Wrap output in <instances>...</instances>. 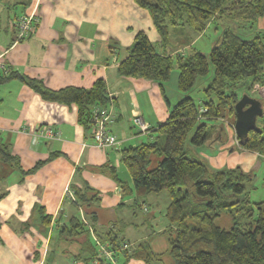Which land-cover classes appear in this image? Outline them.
Returning a JSON list of instances; mask_svg holds the SVG:
<instances>
[{"label": "trees", "instance_id": "16d2710c", "mask_svg": "<svg viewBox=\"0 0 264 264\" xmlns=\"http://www.w3.org/2000/svg\"><path fill=\"white\" fill-rule=\"evenodd\" d=\"M136 2L149 11L162 51L155 49L144 31H138L127 55L117 64V74L158 82L163 91V82L176 67V87L182 95L168 107L166 119L148 129L151 139L120 150V161L129 173L131 186L118 177L114 167L103 165L98 170L120 186L123 197L132 195L129 204H122H128L134 211L141 209L149 194L167 193L169 202L164 215L168 225L164 232L168 246L162 252H154L148 238L131 241L123 235L127 223L119 220L100 230L97 215L100 192L86 182L70 184L74 194L72 204L77 212L81 209L83 217L72 214L63 224L57 223L58 237L78 242L80 252L76 258L86 264L93 260L98 264H113L103 257L99 246L109 250L119 264L154 261L162 264H264V200L249 199V190L254 188L256 178L254 170L213 168L185 147L187 142L201 145L224 134L222 120L234 115L233 106L239 99L237 88L242 82L249 80L247 90L251 92L264 90V30L242 38L225 29L207 55L192 48L189 54L178 51L171 54L167 50L172 27L190 28L199 34L221 15L252 22L264 15V0ZM210 66L212 78L203 88L204 98L197 103L189 92L198 77L208 74ZM11 79H19L45 100L74 103L78 119L86 127L91 124L93 107H104L109 101L103 78H97L89 88L65 86L52 90L42 80L17 70L0 73V83ZM258 100L263 109V114L256 118L260 132L249 131L246 143H237L235 147L257 152L259 159L264 160V97ZM59 154V151L51 152L48 159L36 162L24 172H33ZM151 154L162 158L154 168L148 169ZM0 160L8 163L15 160L1 141ZM14 164L20 169L16 161ZM144 211H147L145 205ZM147 217L149 221L148 218L143 221L146 227L151 226V215ZM225 217L229 219L227 224ZM42 218L47 219V225L48 216Z\"/></svg>", "mask_w": 264, "mask_h": 264}, {"label": "crops", "instance_id": "0c3cea01", "mask_svg": "<svg viewBox=\"0 0 264 264\" xmlns=\"http://www.w3.org/2000/svg\"><path fill=\"white\" fill-rule=\"evenodd\" d=\"M34 10L35 31L17 39L16 18ZM138 31H144L152 43L159 42L149 11L136 0H0V73L17 70L42 80L52 90L89 88L97 78H103L109 96L105 107L112 119L108 129L119 141L114 147L99 148L92 139L91 125L86 127L79 121L74 103L45 100L19 79L0 83V141L15 158L10 163L0 160V264H36L40 258L43 264H86L76 258L80 244L59 239L56 226L72 214L83 217L81 209L77 212L73 206V199L65 197L72 183L86 182L100 192V230L118 220L127 223L123 232L146 226L143 221L148 217L136 219V211L128 205L132 196L123 197L120 186L98 170L103 165L114 167L120 178L124 171L120 150L152 138L148 132L138 131L132 118L139 115L149 128L156 127L166 119L168 107L175 101L165 85L162 91L158 82L117 74V64L127 55ZM188 45L176 49L167 46V50L174 54L181 48L185 51ZM46 127L55 129L58 136L39 137L37 131ZM223 133L214 138L217 158L211 157V165L218 168L226 163L236 165L228 157L238 149L234 130L224 123ZM55 151L61 154L33 172H24ZM242 152L239 161L245 170L258 173L264 160L255 152ZM158 160L154 157V162ZM120 179L130 182V178ZM129 209L132 221L122 218ZM45 215L47 225V219L42 218ZM165 228L164 236L145 237L154 252L168 246ZM89 264L98 263L94 260Z\"/></svg>", "mask_w": 264, "mask_h": 264}, {"label": "rangeland", "instance_id": "374dc122", "mask_svg": "<svg viewBox=\"0 0 264 264\" xmlns=\"http://www.w3.org/2000/svg\"><path fill=\"white\" fill-rule=\"evenodd\" d=\"M12 1V0H11ZM20 6V5H19ZM18 6V11L20 10ZM225 29H229L233 32H235L237 35H239L242 38H250L252 37L254 34L264 30V15H262L261 17H258L256 20L252 21V22H244L241 20H236V19H232L228 16L225 15H221L219 17H217L216 19H214L213 21H210L206 28L204 29V31L202 33H194L190 28H184V27H180V28H171L170 30V41L168 43V48L172 49V48H177L179 45H183L185 43H189L188 46L185 47V51L183 48H181L180 50H178L179 53H184L186 52V54L191 53L192 49H196L201 51L202 53H204L205 55H207L211 49V47L213 46V44H215L221 35V32ZM153 46L155 47L156 50H161L162 46L158 43H153ZM192 48V49H191ZM212 66L209 67V72L206 76H200L196 79L191 91L189 92V95L194 99L195 102H199V100H202L204 98V92H203V88L206 87V85L210 82L211 78H212ZM178 70L177 69H173L171 71V74L169 76V78L163 82V85L166 86L167 89V93L170 95V98L174 99L175 101L173 102V104H175V102H177V100H179L178 95H182V93L178 90V88L176 87V76H177ZM249 83V80H246L244 82H242V84L237 88V93L239 96V99L246 93L248 96L253 97V98H263L264 97V90L263 89H258L257 91H249L247 90V85ZM260 87V86H258ZM143 105H145V103H143ZM230 116V115H229ZM226 116L222 122L223 124H227V126L229 128H233V123H234V115H231L230 117ZM259 119V118H258ZM258 124H260L259 120H257ZM137 127V126H135ZM138 128V127H137ZM136 130V128L134 129V131ZM148 131V130H147ZM147 131H142V133H145ZM237 138V137H236ZM146 138L144 139L145 142ZM238 140V139H237ZM236 144L238 143V141H235ZM212 146V147H211ZM216 143L215 140L213 138L212 140H208L205 143L201 144V145H192L189 144L188 142L186 143V149H188L189 151H191L193 154L197 155L201 160H203L204 163H206L208 166L211 165V157L217 158V154L215 152L216 149ZM243 150L241 149H235L232 150L231 153H229V158L231 159V161L236 162L235 166H228V163H226L224 165V167L221 168H233V167H239L241 168L243 171H246L245 168L246 166L244 164L241 163L240 158L243 156ZM206 152V153H205ZM256 154H258L257 152H255ZM153 157V158H152ZM154 157H159V160H161L162 156H159L157 154H151L150 156V161L148 163L147 168L148 169H152L155 167V165L157 164L156 161L154 162ZM225 158V156H224ZM217 161V159H216ZM210 167H217L215 165H211ZM262 168L260 169V171L258 173H256V178L253 181V185L254 188H252L251 190H249V199L253 202H257L260 200H264V161L262 163ZM124 171L119 173L120 178H130L129 173L127 171V169L125 168V166H123ZM130 182V186L131 184V178L129 179ZM156 195V196H154ZM132 196L131 194L126 195L125 197H130ZM169 202V198L168 195L165 191H162L160 194H149L144 202H142V205L144 204L145 207H147V211L148 213H144L147 211H142L141 209L136 210V214H137V218H143V216H147L151 215L150 217V225L148 227H133V228H129L128 230H126L125 232H123V235L126 236L127 238L131 239V238H145L146 236H149L150 234H155L157 237L159 236H164L162 235L163 232V228L165 226L168 225V220L165 217L164 213H165V208L167 206ZM144 208V206H143ZM123 212V216L122 218L126 219L128 218L129 221H132L133 218L130 215L131 211L129 209V213H125ZM229 222L228 217L224 218V223L227 224ZM148 234V235H147ZM100 247V252L103 255V257L107 260H109L110 262L116 264V258L112 256L111 252H109V250L107 249H103L102 246ZM94 261V260H93ZM150 264H162L161 262H151ZM164 264V263H163Z\"/></svg>", "mask_w": 264, "mask_h": 264}, {"label": "built area", "instance_id": "2783aa9c", "mask_svg": "<svg viewBox=\"0 0 264 264\" xmlns=\"http://www.w3.org/2000/svg\"><path fill=\"white\" fill-rule=\"evenodd\" d=\"M37 20L36 11H32L27 15H21L15 22L14 26L17 27V39H24L28 35L35 31L34 22ZM134 126L138 127V131H147L149 125L143 121L139 115H135L132 118ZM112 123L110 114H108L107 108L95 106L92 109L91 116V129H92V139L95 145L99 148H109L114 147L119 144L117 137L108 129V125ZM38 136L42 138H55L58 133L55 129L51 127H46L37 131ZM238 141V140H237ZM65 197L74 200V194L70 189H66ZM110 252V251H109ZM43 258L36 264H43Z\"/></svg>", "mask_w": 264, "mask_h": 264}, {"label": "water", "instance_id": "95a60500", "mask_svg": "<svg viewBox=\"0 0 264 264\" xmlns=\"http://www.w3.org/2000/svg\"><path fill=\"white\" fill-rule=\"evenodd\" d=\"M234 123L233 130L240 145H244L248 139L249 131H259L256 118L263 114L260 100L244 94L233 106Z\"/></svg>", "mask_w": 264, "mask_h": 264}]
</instances>
